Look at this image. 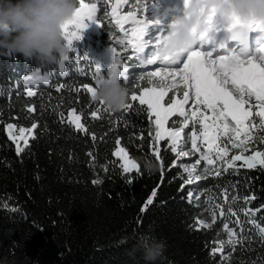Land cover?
Returning a JSON list of instances; mask_svg holds the SVG:
<instances>
[{
    "label": "trees",
    "instance_id": "1",
    "mask_svg": "<svg viewBox=\"0 0 264 264\" xmlns=\"http://www.w3.org/2000/svg\"><path fill=\"white\" fill-rule=\"evenodd\" d=\"M111 1L85 0L97 5L98 31H81L63 72L60 64L0 57V264H264V233L259 232L264 211L254 217L244 214L247 208L264 209V167L247 169L237 162L238 171L230 169L217 177L214 171L205 173L202 161L196 168L203 178L185 184L183 165L200 158L199 152L192 151L191 126L183 130L178 146L191 157L180 159L166 139L156 143L162 173L152 154L155 118L149 116L147 106L128 98L133 105L130 110L112 113L83 90L84 85L95 86L96 63L107 76L112 48L120 53V70L128 69L127 84L121 81L129 94L150 87L147 80H140L150 71L138 66L132 49L119 44L116 28L106 23ZM127 1L126 15L129 11L139 15L142 1ZM84 55L88 58L83 59ZM34 74L47 75L49 83L25 85L24 76ZM60 85L64 87L58 92ZM180 90L174 97L169 92L165 104L176 97L182 100ZM28 91L34 94L28 96ZM98 109L99 116L94 118L91 113ZM71 110L81 116L86 132L69 122ZM182 121L183 117L172 116L167 126L180 128ZM8 123L25 128L38 125L33 130L35 138H29L20 155L6 134ZM253 135L252 147L264 151L259 143L264 130H254ZM117 141L137 161L138 172L123 171L114 155ZM143 158L157 162L159 170L144 173L139 163ZM153 191V203L142 211ZM250 196L255 200L246 202L244 198ZM229 209L238 214L242 227ZM251 219L256 223H249ZM225 223L241 237L234 250L228 244ZM144 234L167 243L155 262H146L140 252L134 258L126 254ZM220 241L224 252L213 255Z\"/></svg>",
    "mask_w": 264,
    "mask_h": 264
},
{
    "label": "snow or ice",
    "instance_id": "2",
    "mask_svg": "<svg viewBox=\"0 0 264 264\" xmlns=\"http://www.w3.org/2000/svg\"><path fill=\"white\" fill-rule=\"evenodd\" d=\"M121 2L123 0H118L117 5L112 7L114 17L117 16ZM186 4L187 0H185ZM144 7L147 9L148 5ZM151 7L155 8L156 5L152 3ZM96 12L97 5L95 3L89 5L85 3V0H78V7L72 19L63 28L69 52L76 51L73 42L81 39V31L88 26L86 21L96 23ZM125 23L130 24L129 29L123 27ZM115 24L124 33L123 38L117 42L125 48L130 47L133 58L140 64L157 65L159 62L166 66L157 67L155 71H150L146 76H141L140 80H147L150 87H143L139 93L134 90L129 94L130 101L138 100L140 105H146L149 116L155 118L152 121L155 132L151 147L152 154L160 163L162 173L164 164L156 148V143L166 139L170 144L171 152L180 157L189 156V152L178 150L182 132L189 126L192 127V151L193 153L199 152L200 158L191 168H185L188 173L185 184H192L194 180L199 181L203 178L201 175H194L196 165L201 164L202 161L205 165V173L214 171L217 177L230 169L238 171L237 162H242L239 167L247 169H254L258 165L264 167V151L252 147L256 142V137L253 135L254 130H264V39L257 38L256 34L261 30L259 24L250 25L247 35L238 36L233 33L234 25L225 26L217 23L215 9H208L205 20L206 27L200 33L196 45L175 59L168 55L161 57L159 54V47L165 33V29L158 27L159 19H138L133 12L129 11L126 16L117 17ZM150 30L158 31V34L155 37L149 36V41H145L144 37L148 35ZM129 32L131 38H129ZM153 38L155 40L154 45H152L154 50L151 54H147L144 49L149 47V42ZM109 51L112 58L106 69L107 76H114L127 84L128 69L120 70L122 67L120 53L115 48L109 49ZM87 58L88 56L84 55L83 59ZM80 59L78 56L77 62ZM68 60L69 55L60 63L62 72L65 62ZM94 76L95 84L104 77L102 67L98 63L95 64ZM170 77H176L183 81L185 90L183 100H174L166 105L162 101L174 87V82L169 83ZM23 80L25 85L35 84L38 81H42L44 84L49 83L47 75L39 74L25 75ZM63 87L60 85L57 91L59 92ZM137 87L140 88L141 86L138 85ZM83 90L92 96L94 86L84 85ZM33 94L32 91L27 92L28 96ZM190 102L192 107L186 109L185 105ZM99 104L103 108L102 102ZM132 107L131 103H127L123 109L130 110ZM100 110L93 111L91 115L97 118ZM28 111L32 112L34 109L28 108ZM68 116L69 122L77 130L87 131L81 123L80 115H76L72 111L68 113ZM172 116L183 117L182 127H166L169 118ZM257 118H259L258 123L256 122ZM37 126L36 123H33L30 128H17L12 123L6 125L8 137L16 145L18 155L27 148L30 142L29 137L35 138L33 130ZM117 143L119 144V141ZM259 143L264 145V135L259 137ZM201 145L206 147L202 148ZM231 150L237 151L230 155ZM114 155L119 156L120 160L123 161L121 167L125 173L140 170L137 161L130 157L125 148H119ZM98 182L93 181V183ZM192 195L190 192L189 196ZM155 196L156 191H153L142 211H145L147 206L153 203ZM231 199L237 200L239 197L232 196ZM244 200L246 202L255 200V196L245 197ZM229 211L232 216L237 217L235 223L242 227L243 222L239 220L238 214L231 209ZM260 211H264V209L252 210L247 208L244 214L246 217H254ZM212 219L215 222V215ZM249 223L255 224L256 221L251 219ZM197 224L202 227L209 226L201 221H197ZM223 227L228 233V244L234 250L240 244L241 237L234 229H230L227 223ZM259 232L264 233V227H259ZM234 237L236 239H233ZM223 252L224 242L220 241L219 246L213 248L212 254H222Z\"/></svg>",
    "mask_w": 264,
    "mask_h": 264
},
{
    "label": "clouds",
    "instance_id": "3",
    "mask_svg": "<svg viewBox=\"0 0 264 264\" xmlns=\"http://www.w3.org/2000/svg\"><path fill=\"white\" fill-rule=\"evenodd\" d=\"M78 0H0V57L22 58L42 65L60 64L69 55L63 28L72 19ZM215 9V20L234 25L233 33L247 35L250 25L259 24L257 38L264 39V0H187L180 13L168 7L170 14L159 54L173 59L196 45L204 31L208 9ZM129 89L116 77L104 76L94 86L92 101L112 113L120 112L128 103ZM144 173L155 174L159 164L150 158L139 161ZM162 238L144 234L135 240L127 255L137 252L146 262H155L166 251Z\"/></svg>",
    "mask_w": 264,
    "mask_h": 264
},
{
    "label": "rangeland",
    "instance_id": "4",
    "mask_svg": "<svg viewBox=\"0 0 264 264\" xmlns=\"http://www.w3.org/2000/svg\"><path fill=\"white\" fill-rule=\"evenodd\" d=\"M142 1V5H148V8L145 9V7L143 6L142 8V11L139 13V15L137 13H134L136 15V17L138 19H153V18H157L160 20V24H159V28H162V29H165L167 28V24H168V21H169V18H170V14H163V8L164 7H168L172 10L173 13H180L182 10H183V5H184V0H141ZM118 3V0H112L108 5H109V11H110V16L108 17V21H106V23L110 24L112 27L116 28L117 30V34L115 36V39L118 41L119 39L123 38L124 36V33L122 31H120V29L116 26L115 24V19L119 16H126V13L123 11L124 7L125 6H128L130 7V4L127 0H123V2L119 3V7H118V12H117V16L114 17L112 15V7L113 6H116ZM154 3L156 5L155 8H152L151 7V4ZM138 15V16H137ZM130 28V25L125 27V29H129ZM86 32H89L90 30L94 31V32H97L98 31V26L95 24V23H92V22H88V26L87 28L84 29ZM158 34V31H155V30H150L148 35H146L144 37L145 41H149V36H152V37H155V35ZM129 38H131V33L129 32ZM155 43V40L153 38V40H151L149 42V47H146L144 50L146 51V53H151L154 49L152 47V45H154ZM130 48V47H129ZM259 62V61H257ZM138 66L143 69V70H147V71H155L157 67H166L162 64H160L159 62L157 63V65H144V64H140L138 62ZM182 67V65H181ZM174 82V87L172 88L171 91H169L170 93L172 92V96L171 97H174V95L176 93L179 92V89L180 92H181V96L183 97V92H184V83L183 81L179 80L178 78L176 77H170L169 78V83H173ZM183 91V92H182ZM168 92V93H169ZM166 98V96H165ZM183 100V99H182ZM175 101H180V99H178L176 97ZM162 103H165V99L164 101H162ZM254 103V101H253ZM167 105V104H166ZM192 107V104L191 102L187 105H185V108L186 109H190ZM73 110H71L70 112H72ZM73 125V124H72ZM17 127V126H16ZM166 127L167 124H166ZM18 128V127H17ZM6 130V128H5ZM6 134L8 135L7 131H6ZM30 138V137H29ZM179 146V144H178ZM15 148H16V145H15ZM119 148H121V146L119 144H117V148L115 150L114 153H116ZM179 151H183V150H180L178 148ZM235 154V153H234ZM118 159L119 156L115 155ZM180 159L181 158H188V157H191V155L187 156V157H180L178 156ZM121 163H123L122 160H120ZM196 163H193V164H189V165H183V170L185 171V168H191L192 165H195ZM197 167V165H196ZM186 175H187V178H188V173L185 171ZM201 175L202 177L204 176V174H199L197 172V168H196V172L194 173V175ZM195 181V180H194ZM219 246V244H218Z\"/></svg>",
    "mask_w": 264,
    "mask_h": 264
},
{
    "label": "water",
    "instance_id": "5",
    "mask_svg": "<svg viewBox=\"0 0 264 264\" xmlns=\"http://www.w3.org/2000/svg\"><path fill=\"white\" fill-rule=\"evenodd\" d=\"M130 24H128V23H125L124 25H123V27L125 28V27H127V26H129Z\"/></svg>",
    "mask_w": 264,
    "mask_h": 264
}]
</instances>
